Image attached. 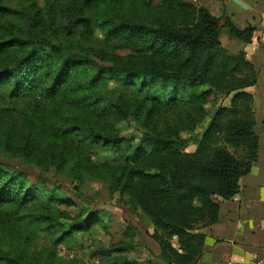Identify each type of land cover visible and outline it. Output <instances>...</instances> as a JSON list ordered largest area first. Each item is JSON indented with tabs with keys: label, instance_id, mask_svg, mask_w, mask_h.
<instances>
[{
	"label": "trees",
	"instance_id": "trees-1",
	"mask_svg": "<svg viewBox=\"0 0 264 264\" xmlns=\"http://www.w3.org/2000/svg\"><path fill=\"white\" fill-rule=\"evenodd\" d=\"M43 1L39 6L35 0L14 4L0 0L2 94L13 100L39 96L66 107L65 119L49 129L58 134L61 148L70 145L78 158L71 168L74 177L92 167L114 179L115 188L129 182L152 187L149 196L135 204L154 226L158 258L163 264H197L205 240L201 229L218 219L216 198L228 200L239 192L240 178L257 159L259 146L251 108L253 95L245 91L256 84V69L244 51L228 53L220 33L226 31L230 38L264 46L263 34L258 35L253 26L239 29L226 13L215 17L206 7L185 0H161L153 6L138 0L149 9L150 18L111 11L110 7L127 6L129 0ZM101 7L106 9L95 18V25L104 35L124 42L137 56L120 57L78 47L65 50L58 28L68 36L78 28L88 31L91 19L84 9ZM53 14L60 19L56 27ZM224 80L231 82L225 86ZM109 81L144 95L149 114L184 108L191 121L206 114L204 105L212 88L223 86L226 94H234L231 107H218L199 136L188 140L148 130L127 137L98 125L101 119L118 116L128 121L136 115L118 97H102V87ZM10 128L14 126H7ZM28 132L25 156L32 153L34 142ZM190 143L196 145L194 152L184 150ZM226 146L241 147L242 158H236ZM62 155L61 149L47 166L52 167ZM146 163L160 167L147 170ZM36 192L40 201L32 203ZM60 206L76 207L59 190L48 189L44 183L30 184L26 175L0 162V207L26 210L54 245L72 247L74 232L105 222L94 212L65 226L56 217ZM125 249L114 246L99 251L110 254ZM44 254H30L10 245L0 248V264H58Z\"/></svg>",
	"mask_w": 264,
	"mask_h": 264
},
{
	"label": "rangeland",
	"instance_id": "rangeland-1",
	"mask_svg": "<svg viewBox=\"0 0 264 264\" xmlns=\"http://www.w3.org/2000/svg\"><path fill=\"white\" fill-rule=\"evenodd\" d=\"M11 1L14 4L22 0ZM35 1L39 6L44 5L43 0ZM160 1L145 0L152 6ZM185 1L197 7L205 6L214 15L220 14L225 6L224 0ZM127 4L125 7L117 6L110 7V9L116 14L122 12L127 16L135 15L138 18H150L152 15L148 12L149 9L139 4L138 0H129ZM105 9L106 7L84 9L85 16L91 19L88 31L78 28L68 36L58 28L59 38L65 50L78 47L103 51L107 55L120 57L130 54L138 55L124 42L104 35L102 29L95 25V18L99 17ZM53 18L56 27L60 19L54 14ZM261 28H257L258 35L260 33L264 36V28ZM227 36L226 31H221L220 41L228 53L238 54L241 50H245L247 59L254 62L253 55L256 51L252 45L254 47L263 45L258 42L250 46L243 45L230 41V37ZM232 40L240 42L236 39ZM102 63L109 65L107 62ZM254 67L258 74L255 65ZM230 82L231 80H224L222 84L228 86ZM260 82L256 87L257 93L264 91V77L260 79ZM253 87H247L245 91L252 94ZM225 91L226 88L223 86L212 88L204 105L206 114L196 121H191L184 108L159 110L154 114H149L147 112L148 101L144 95L138 93L133 87H125L117 81H109L102 87V97L107 99L118 97L136 115L128 121L118 116L101 119L98 125L100 128L117 130L127 137L137 136L140 131L152 130L156 133H168L189 140L204 132L218 107H231V98L234 93L228 95ZM65 109L66 107L62 104L48 103L39 96L20 100L9 99L0 90V134L4 133L0 138V162L6 164L10 170L26 175L30 184L44 183L48 189L59 190L64 198L74 202L76 207L60 206L56 215L59 222L65 226H70L94 212H97L98 217L105 222L95 223L88 231L74 232L72 247L64 244L54 245L42 230V226L35 223L27 215L26 210L0 207V248L5 249L11 245L26 250L30 254L46 253L58 264H163L158 258L159 244L153 237L154 226L150 218L135 204V200L149 196L152 187L142 182H129L126 186L115 188L114 179H107L103 172L92 167L85 168L80 173L76 172V177H74L71 168L77 163L78 158L75 157V153L71 152L70 145L61 148L62 143L58 140V134L49 129L50 126H55V123L65 119L64 114H67L64 112ZM57 115H59L58 119ZM9 125L14 128L7 129ZM28 130L31 131L34 142H32V153L25 156L23 151ZM220 143L224 145L222 141ZM226 148L238 159H241L244 154L241 147L226 146ZM61 149L63 155L53 161L52 167L47 166L50 158H53V155L57 156ZM195 149L194 143L184 148L187 152H194ZM55 166H60V168ZM144 167L147 170H153L159 168L160 164L146 163ZM79 175L81 178H78ZM35 194L37 197L31 200L32 203L40 201L39 192ZM79 206L84 210H81ZM173 245L176 246L175 239ZM114 246L126 249L110 254H102L99 251Z\"/></svg>",
	"mask_w": 264,
	"mask_h": 264
},
{
	"label": "crops",
	"instance_id": "crops-1",
	"mask_svg": "<svg viewBox=\"0 0 264 264\" xmlns=\"http://www.w3.org/2000/svg\"><path fill=\"white\" fill-rule=\"evenodd\" d=\"M224 5L220 14L210 13L215 17L226 13L239 29L264 28V0H224ZM232 39L229 38L251 45ZM252 47L256 53L251 62L258 71L251 106L254 129L259 137L257 159L251 163L249 172L240 178L239 192L235 196L228 200L216 198L220 206L218 219L201 229L205 240L197 264H247L253 256L264 259V91L256 92L264 77V46Z\"/></svg>",
	"mask_w": 264,
	"mask_h": 264
},
{
	"label": "built area",
	"instance_id": "built-area-1",
	"mask_svg": "<svg viewBox=\"0 0 264 264\" xmlns=\"http://www.w3.org/2000/svg\"><path fill=\"white\" fill-rule=\"evenodd\" d=\"M247 264H264V259L258 256H253L248 260Z\"/></svg>",
	"mask_w": 264,
	"mask_h": 264
}]
</instances>
